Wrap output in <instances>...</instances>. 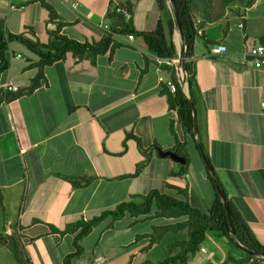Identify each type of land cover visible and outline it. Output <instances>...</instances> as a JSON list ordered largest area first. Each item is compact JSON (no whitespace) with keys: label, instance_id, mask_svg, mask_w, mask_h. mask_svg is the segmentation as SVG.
Here are the masks:
<instances>
[{"label":"crops","instance_id":"0c3cea01","mask_svg":"<svg viewBox=\"0 0 264 264\" xmlns=\"http://www.w3.org/2000/svg\"><path fill=\"white\" fill-rule=\"evenodd\" d=\"M46 1L57 18L50 19V12L39 2L18 0L15 4L13 0L14 7L0 5V20H4L7 8V30L32 42L48 43L56 30L78 41L93 42L105 33L96 19L101 15L109 18L112 4H120V0ZM38 6L47 12L42 29ZM237 7L198 31L213 42L202 46L198 36L194 46L200 89L198 122L204 151L225 191L264 245V73L245 56L247 49L263 40L264 7L253 5L235 12ZM132 12L136 30L150 31L157 26L159 19L149 12L137 27L134 4ZM168 21L163 23L166 32ZM105 24L111 25L112 19ZM173 40L179 54L183 45L179 28ZM134 44L108 50L95 62L67 53L64 60L45 68L46 80L32 92L26 89L37 74L32 64L38 58L33 52L27 56L12 48L11 66L2 73L0 84H16L21 92L8 93L0 86V189L4 205L0 228L4 226L6 234L15 230L23 234L33 264H56L52 246L58 247L64 240L73 244L75 234L62 235L52 226L64 229L112 208V201L120 203L158 188L143 189V183L160 179L166 192L174 191L173 195L176 190L168 189V183L186 188L189 201L199 208L184 184L187 173L171 175L180 171L181 163L160 155V149L171 150L176 143L170 131L176 114L162 93L161 80L171 79V69L162 68L141 37H135ZM216 44H225L228 50L214 55L211 49ZM146 60L148 69L142 73ZM174 127L185 141L177 120ZM186 140L188 150L191 144ZM194 160L202 177L209 179L205 162L197 157ZM56 173L96 180L89 187L74 188ZM105 220L110 231L111 220ZM183 233L186 240L187 230ZM213 236L209 247L201 245L186 264H236L227 258L245 256L226 237L215 232ZM41 241L40 250L36 242ZM64 258L60 254L58 263L63 264Z\"/></svg>","mask_w":264,"mask_h":264},{"label":"trees","instance_id":"16d2710c","mask_svg":"<svg viewBox=\"0 0 264 264\" xmlns=\"http://www.w3.org/2000/svg\"><path fill=\"white\" fill-rule=\"evenodd\" d=\"M31 2H39L42 6L47 8L50 12V19L57 18L56 11L46 0H29V3ZM164 2L165 0H157L158 7L162 8L165 5ZM237 2L240 3V5H238L235 12H240L241 8H250L255 4L254 0H220L221 8L216 9L213 5V0H173V3H171L167 32L160 20L153 30H136L132 18L126 20L122 14L118 13L116 10H112L108 13L109 18L112 19V24L110 25L112 34L105 30L102 39L93 42L88 40L78 41L61 34L59 30L51 32V37L53 39L48 43L32 42L22 34L16 35L9 32L6 28L5 21L1 19L0 77L2 73L7 71L11 66L12 59L10 56V42L13 39L21 40L31 52L36 54L38 58V60L32 64L33 67L38 69L37 74L31 79V82L26 89V91L32 92L40 87L46 80L45 68L57 61L64 60L67 53L71 52L79 59L89 58L91 61L95 62L98 56L105 54L108 50H112L113 52L116 48L124 46L115 40L113 34H133L135 37H141L145 42L148 52L152 55L162 58L178 57L179 54L173 40V34L175 29L178 28L179 23L182 26L184 33L183 43L185 48L181 65L186 73L185 81L188 85V96L185 93L183 84L177 79L175 69L165 63H161V66L163 69H171V79L176 84V90L172 91L168 85L163 82L162 93L167 95L169 107L176 114V119H173L170 122V131L176 141L174 148L171 150L175 151L185 159V162L180 164V171L177 173H171V175L177 174V176H182L188 172V166L190 163L189 153L186 148V139H190L194 143L195 148L201 157L203 156L199 144H201L204 149L200 127L198 134L195 133L194 130L192 103L196 108L198 107L197 99L200 89L196 78V64L193 57L195 41L198 36L204 40L206 46L213 44V42L207 40L202 35H199L198 31L204 29L208 24L223 19L227 10L236 6L234 4ZM121 4L127 5L132 9V3L127 0L121 1ZM175 12L178 14L179 22L176 19ZM148 65L149 61L146 60L145 66L141 69L142 73L147 71ZM175 120L179 122L184 131L185 141H182L175 131ZM129 136L132 135L128 134L127 137ZM139 145L142 151L145 152L146 150L141 145V142ZM207 157L209 158L208 155ZM145 162H147V160H145ZM212 168L214 169L213 165ZM207 171L208 178L212 182L215 190L214 201L207 211L194 206L189 201L186 188L168 183V189L176 190L175 195L159 188H153L147 193L138 194L129 200L120 202L114 208L105 209L93 218L77 220L76 222L67 225L64 229H57L52 226V230L55 232L61 234H75L73 241L74 251L65 256L63 264H72L75 258L84 253V247L82 245L83 239L102 221L110 219V226H112L114 222L120 220L127 214L135 218L134 224L157 217H185L184 220L176 223L157 227V231H159L158 234L151 237L150 244L147 247L156 243L167 232H179L182 230H187L188 232V238L186 240L175 241L169 246V256L158 264H186L188 259L200 250L209 231L215 232L218 236L226 237L232 247L241 250L245 254L244 257L239 259L230 255L227 258V261H233L236 264H263L264 245L252 231L247 220L242 216L225 191L231 209L232 220L235 225L236 235L234 236L225 204L217 189V186H220L223 189L224 186L215 170L211 171L207 168ZM56 175L70 182L74 188L89 187L96 180V177L69 176L61 173H56ZM136 197H140L141 200L139 202L135 201L134 198ZM3 212V194L0 189V213ZM23 238V234L17 230L11 234H6L5 227L3 226L0 228V246H4L11 251L17 264H33L31 256L23 242ZM235 241H237L242 247H239ZM143 264L154 263L147 260Z\"/></svg>","mask_w":264,"mask_h":264},{"label":"rangeland","instance_id":"374dc122","mask_svg":"<svg viewBox=\"0 0 264 264\" xmlns=\"http://www.w3.org/2000/svg\"><path fill=\"white\" fill-rule=\"evenodd\" d=\"M18 0H14V3L17 4ZM117 3L118 1L115 0ZM134 4L135 9V18H136V26L139 23H144L148 13L153 12V18L156 17L162 21V23H166L167 19L170 17L171 2L169 0H165L164 6L162 8L158 7L156 0H127ZM78 2V1H77ZM98 2V0H96ZM79 3V2H78ZM121 3V1H120ZM0 5H10L7 0H0ZM30 5H39V4H30ZM78 5V4H76ZM101 5V4H99ZM108 5V3H107ZM213 5L216 9H220V0H213ZM234 5H240V3H236ZM254 5L257 7H264V0L261 2H256ZM115 7V3L112 4L113 9ZM39 11L42 13V16L39 15L38 20L40 21V28H43V20L47 15L45 9L40 8L38 6ZM234 10L233 7L228 10ZM227 10V11H228ZM5 15H3V19L9 17L8 9L5 8ZM4 14V13H3ZM102 16V15H101ZM98 17L96 19L102 27L106 21L110 19L107 16ZM39 26L36 25V28L39 29ZM198 41L203 46L204 41L202 38H199ZM17 48V51L21 54H27V56L34 55L29 48L22 43L19 39H13L10 42V53L13 49ZM191 147L188 148V153L190 156V164L188 166V172L184 176L186 183L185 186L188 187L191 194V201L195 202L200 209L207 211L211 205L212 200L215 197V190L212 185V182L202 177L200 169L196 166L194 158L197 157L198 161L203 163V159L201 158L199 152L195 148L194 144L189 139V145ZM178 165V164H177ZM206 168L204 169L203 175H205ZM207 172V171H206ZM153 184V185H150ZM149 186L158 187L164 191L165 187L161 185L160 179L155 181H150V183H143V189L148 188ZM173 194L174 191H169ZM189 196V193H188ZM190 197V196H189ZM129 200V199H127ZM135 201L139 202L141 199L134 198ZM125 201V200H124ZM123 202V201H122ZM118 203V201H112V208H114ZM185 219V217L180 218H166V217H157L153 219H149L146 221L137 222L133 224L134 218L127 214L124 218H121L119 221L114 222L112 225V229L108 231V228L102 221L95 230L90 233L87 237H85L82 241V245L84 247V253L75 258L72 264H143L145 261L150 260L154 264H158L160 261L164 260L169 256V246L178 240H183L184 238V230L179 232H167L165 233L160 240L156 243L152 244L150 247H147L150 244V239L153 235L158 234L157 227L165 226L168 224H173L178 221ZM109 220V219H108ZM105 220V221H108ZM132 221V223H131ZM130 223L132 225H130ZM110 226V224H109ZM61 234V233H60ZM64 235V234H62ZM69 237V236H68ZM213 232H209L207 234L208 241L204 242L202 245L205 247H209L210 239H213ZM70 239V238H67ZM42 240H45L44 238ZM48 242L54 239H48ZM41 242H36V245L41 250L40 246ZM50 245V244H49ZM74 251V245L70 243V240H64L63 243L58 246H52L51 252L54 257V261L56 264L58 263V259L62 256H66L70 252ZM0 264H17L13 254L6 247L0 246Z\"/></svg>","mask_w":264,"mask_h":264},{"label":"built area","instance_id":"2783aa9c","mask_svg":"<svg viewBox=\"0 0 264 264\" xmlns=\"http://www.w3.org/2000/svg\"><path fill=\"white\" fill-rule=\"evenodd\" d=\"M7 1H9L10 5L14 7L12 3L13 0H7ZM261 1L263 0H254L255 3L261 2ZM112 10H116L118 13L122 14L126 18V20L131 19L133 16L132 9L128 7L127 5H122L121 3L117 4ZM240 26L242 27L243 24H240ZM102 28L112 34L109 24L103 25ZM25 32L27 33L29 32V30H25ZM113 37L115 38L116 41H118L119 43L123 45L135 46L134 44L135 36L133 34H129V35L113 34ZM227 50L228 48L225 44H216L212 46L211 53L214 55H218V54L224 53ZM153 56L155 60L158 61L159 63H165L169 66H172L175 69L177 79L183 84L184 90H185L184 83H186V81H184V78L186 80V73H184L183 71L180 57L178 56L175 58H162V57L155 56V55ZM245 56L256 68L262 70L264 73V35H263L262 41L258 42L257 44L253 45L252 47L246 50ZM161 80L162 82L166 83V85H168V87L172 91L176 90V84L172 79L165 80L162 77ZM0 86H3L5 91L8 93H20L21 92V88L18 85L13 84V83L0 84ZM262 105L264 107V102L262 103ZM201 250L205 251V248H202Z\"/></svg>","mask_w":264,"mask_h":264},{"label":"water","instance_id":"95a60500","mask_svg":"<svg viewBox=\"0 0 264 264\" xmlns=\"http://www.w3.org/2000/svg\"><path fill=\"white\" fill-rule=\"evenodd\" d=\"M121 1H125V0H121ZM171 3H173V0H169ZM175 15H176V19L177 21L179 22V17H178V14L177 12H175ZM178 28H179V31H180V35H181V39L182 41H184V33H183V29H182V26L178 23ZM184 48H185V45L183 43L181 49H180V53H179V57H180V60L182 62L183 60V52H184ZM183 71L185 73V70L183 68ZM184 81H185V78H184ZM185 85V93L186 95L188 96V85L187 83H184ZM192 106H193V116H194V130H195V133H199V122H198V112H197V108L196 106L192 103ZM200 146V149H201V152H202V156H203V159H204V162H205V165L208 169H210L211 171H213L214 169L212 168V165H211V161L210 159L207 157L203 147L201 144H199ZM160 155L163 156V157H166V156H170L173 160H175L176 162H179V163H184L185 162V159L179 155L178 153H176L175 151L173 150H162L160 149ZM217 189H218V192L225 204V208L227 210V213H228V217H229V221H230V225L232 227V231H233V234L234 236L236 235V230H235V225H234V222L232 220V216H231V209H230V205L228 203V197H227V194L225 192V190L223 188H221L220 186H217ZM237 243V245L239 247H242L237 241H235Z\"/></svg>","mask_w":264,"mask_h":264}]
</instances>
